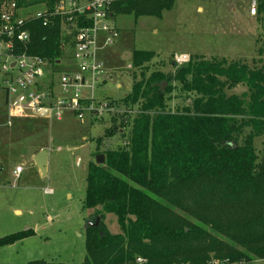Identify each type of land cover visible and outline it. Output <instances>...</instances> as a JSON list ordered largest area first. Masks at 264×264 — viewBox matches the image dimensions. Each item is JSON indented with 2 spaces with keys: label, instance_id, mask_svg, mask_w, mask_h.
Here are the masks:
<instances>
[{
  "label": "trees",
  "instance_id": "obj_1",
  "mask_svg": "<svg viewBox=\"0 0 264 264\" xmlns=\"http://www.w3.org/2000/svg\"><path fill=\"white\" fill-rule=\"evenodd\" d=\"M20 8H51L57 0H11ZM177 0H136L116 3L120 15L161 17ZM264 21V0L258 8ZM84 19L78 18L79 27ZM30 42L20 52L39 57L59 72L58 64L71 58L73 38L63 33L62 19L44 28L28 26ZM155 53L133 52L134 69H142ZM258 57H264L263 47ZM264 59L255 70L245 64L207 61L194 56L175 75L162 72L133 85L126 104L143 102V112L121 133V118L112 119L105 137L122 135L124 145L93 156L87 176L83 211L87 224L86 258L82 264H231L264 261V148L255 140L264 137ZM176 81L188 94H197V114L166 112L161 84ZM250 84L251 105L226 98L225 92ZM207 101V103H204ZM238 107V108H237ZM122 120H124L122 118ZM3 122V121H2ZM124 126V125H122ZM122 129V128H121ZM102 140L98 141L100 144ZM39 152V151H38ZM105 156L103 165L96 164ZM108 215L117 218L118 233L109 231ZM35 236L33 230L0 238V249ZM27 264L49 263L44 260Z\"/></svg>",
  "mask_w": 264,
  "mask_h": 264
},
{
  "label": "rangeland",
  "instance_id": "obj_2",
  "mask_svg": "<svg viewBox=\"0 0 264 264\" xmlns=\"http://www.w3.org/2000/svg\"><path fill=\"white\" fill-rule=\"evenodd\" d=\"M252 1L177 0L161 17L117 16L111 26L119 27L121 37L116 45L101 51L99 58L107 74L94 91V98L110 102V108H116V113H105L96 120L86 115L82 121L72 113H66L62 121L34 118L17 125L16 130L12 126L7 128L0 117V168H7L0 171V187L7 183V190L0 188V238L27 229L37 232L22 244L1 248L0 264H27L36 260L65 264L84 262L89 212L82 209L89 166L95 161L93 155L97 151H115L124 145L120 134L105 137L112 119L124 121L118 126L122 128L121 133L128 136L130 123L144 111L142 101L124 102L132 93L135 76L140 80L141 74L146 77L155 72L175 75L185 65L176 64L175 58L180 55L227 61V64L237 62L255 70L258 61L264 59L258 57V49L264 42V21L259 20V15H250ZM198 8L203 11L198 12ZM122 47L128 49L130 56L126 53L127 56L121 58ZM66 50L64 42L65 54L72 57L73 51ZM134 51L155 53L156 57L136 70L131 60ZM118 83L122 84V89L117 88ZM250 84L226 91V98L243 102L241 108L248 110ZM161 90L166 112L197 114L196 101L200 96L188 94L184 86L174 80L161 84ZM107 98L114 101L105 100ZM1 104L2 100L0 107ZM99 140H102L100 144ZM255 147L259 153L263 150L264 137L255 140ZM39 148H44L50 156L51 166L46 176H42L37 166H31L19 180L14 178L10 171L15 170L21 158L28 159L26 151L35 152ZM48 189L53 193H46ZM15 209L21 210L22 215H17ZM105 223L110 232H119L114 215H108ZM251 264H264V261Z\"/></svg>",
  "mask_w": 264,
  "mask_h": 264
},
{
  "label": "built area",
  "instance_id": "obj_3",
  "mask_svg": "<svg viewBox=\"0 0 264 264\" xmlns=\"http://www.w3.org/2000/svg\"><path fill=\"white\" fill-rule=\"evenodd\" d=\"M128 1L136 0H57L51 8H20L14 1L0 0V100L6 126L16 119L62 121L66 113H72L82 121L86 115L96 120L105 113L117 112L110 108V102L94 98V91L107 74L99 54L119 39V32L111 26V9L116 3ZM261 1H252L251 16L258 15ZM58 18L62 19L64 35L73 38V55L64 64L60 62L62 68L54 74L43 59L21 53L18 46L30 42V24L48 28ZM78 18L85 24L79 27ZM175 62L183 65L190 58L180 55ZM23 171L22 165L16 168L17 180ZM137 264L146 261L139 259ZM207 264L231 263L214 259Z\"/></svg>",
  "mask_w": 264,
  "mask_h": 264
},
{
  "label": "crops",
  "instance_id": "obj_4",
  "mask_svg": "<svg viewBox=\"0 0 264 264\" xmlns=\"http://www.w3.org/2000/svg\"><path fill=\"white\" fill-rule=\"evenodd\" d=\"M202 12L203 11V9L202 8H198V12ZM112 22L113 23H116V19H113L112 20ZM117 31L119 32V37H121V30L119 29V27H118V29H117ZM118 40V39H117ZM116 43H117V41H116ZM116 43H115V45H116ZM128 52V49H123V47L121 48V58L123 59V58H125V55H126V53ZM101 53V52H100ZM127 54H129V53H127ZM127 56V55H126ZM130 56V55H129ZM99 57H100V54H99ZM59 68H62V67H59ZM64 68V67H63ZM117 88L118 89H122V84H120V83H118L117 84ZM105 100H110V101H114V100H111V99H105ZM1 106L2 107H0V117L2 118V120L4 121V125H6V123H7V121H6V117H5V109H4V106H3V104H1ZM32 119H34V118H31V119H16V120H14L13 121V123H12V127L11 128H16V126L17 125H20V124H22V123H24V122H29L30 120H32ZM42 121H47L48 119H42V118H40ZM1 120V119H0ZM1 127V126H0ZM7 128H9L8 126H7ZM16 130V129H15ZM27 130H30V129H27ZM30 131H33L32 130V128H31V130ZM17 138H18V136H17ZM44 148H39L38 150H36L35 152H27L26 151V153L29 155L28 156V159H24V158H21V161L17 164V166L15 167V170H16V168L18 167V166H23L24 167V170L26 169V168H30L31 166L32 167H35V166H37L36 164H33L32 162H33V160H34V158L37 156V154L41 151V150H43ZM39 151V152H38ZM58 151L60 152V151H62V150H60V149H58ZM57 151V152H58ZM25 152V151H24ZM10 157V156H9ZM10 159V158H9ZM8 161V160H7ZM50 166H51V164H50V156H49V163H48V168H50ZM0 167H1V163H0ZM47 168V173L49 172V169ZM5 169H7V168H4V169H1L0 168V171L1 172H3ZM14 170V168L10 171V173H13V176H14V172H15V170ZM24 172L25 171H23V173L21 174V176H20V178L22 177V175L24 174ZM14 178H15V176H14ZM19 178V179H20ZM18 179V180H19ZM2 185H4L5 187H0L1 189H4V190H7V183H3ZM50 192H49V191ZM47 191H46V193H49V194H52L53 193V190L52 189H48ZM17 215H22V211L21 210H19V209H15V211H14ZM28 230H33V229H27V230H25V231H28ZM34 232H35V236L37 235V232L35 231V230H33ZM20 232H23V231H20ZM16 233H18V232H16ZM12 234H14V233H12ZM9 235H11V234H9ZM8 236V235H7ZM35 236H33V237H35ZM33 237H31V238H33ZM28 239H30V238H28ZM27 240V239H26ZM26 240H24V241H22V242H19V243H17V244H15V245H12V246H8L7 248H11V247H14V246H17V245H19V244H22L23 242H25ZM3 249H6V247L5 248H3ZM31 262V261H30ZM29 263V262H28Z\"/></svg>",
  "mask_w": 264,
  "mask_h": 264
},
{
  "label": "water",
  "instance_id": "obj_5",
  "mask_svg": "<svg viewBox=\"0 0 264 264\" xmlns=\"http://www.w3.org/2000/svg\"><path fill=\"white\" fill-rule=\"evenodd\" d=\"M32 163L37 165V167L39 168L42 176H46L48 163H49V154H48V152L45 151V150L40 151L37 154V156L34 158ZM104 163H105V156L104 155H98L96 157V164L97 165H103ZM100 221H101L100 219H97L95 224L90 223L89 225L93 226V227H99Z\"/></svg>",
  "mask_w": 264,
  "mask_h": 264
}]
</instances>
